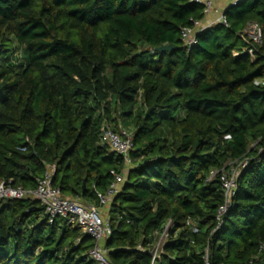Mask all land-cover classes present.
<instances>
[{"label": "trees", "instance_id": "1", "mask_svg": "<svg viewBox=\"0 0 264 264\" xmlns=\"http://www.w3.org/2000/svg\"><path fill=\"white\" fill-rule=\"evenodd\" d=\"M223 12L189 49L182 29L205 17L191 0H0V181L35 188L52 167L63 196L98 206L116 170L114 264H264V0ZM105 124L133 133L128 169ZM242 161L219 225L221 172ZM94 244L38 200L0 199V264H96Z\"/></svg>", "mask_w": 264, "mask_h": 264}, {"label": "built area", "instance_id": "2", "mask_svg": "<svg viewBox=\"0 0 264 264\" xmlns=\"http://www.w3.org/2000/svg\"><path fill=\"white\" fill-rule=\"evenodd\" d=\"M192 2L201 4L204 6L205 17L203 20L194 21L193 26L185 27L182 29L181 38L184 44L191 49L198 42V34L204 31L206 28L216 24L222 23L228 25L224 12H219L215 8L214 0H191ZM238 1L235 0L232 5H236ZM217 13L213 20H210L208 16L210 14ZM241 38L246 43L242 53H247L254 56L255 51L262 43V27L258 22H249L242 32ZM234 55H238L237 52ZM257 84H264V80H258ZM230 135L225 136V139H229ZM101 143L110 147V149L116 154L123 157L125 166L128 169L133 165L131 153L134 150V135L132 132L122 130L118 132L109 125L105 124L101 132ZM247 166V162L242 161L238 164V167H232L230 170H222L220 175V181L224 190L225 201L218 210L219 225L222 224L224 215L230 208L231 200L236 194L237 190V178L239 175L240 167ZM219 173L215 171L212 175ZM111 174L114 179L110 184L106 192H97L99 205H85L77 199H72L63 196L60 188L53 186V168L49 167L44 176L38 179V184L35 188H24L22 186H13L12 181L1 180L0 181V199L15 198L24 199L31 198L38 200L43 208L44 213L48 218V221L53 224L55 221L62 220L69 227H77L82 230L83 233L90 235L94 240V246L89 250V257L96 262V264H114L108 259L107 249L104 246V241L110 238L113 234V230L110 224V217H106L109 214L110 204L114 196L119 192L120 186L126 180L124 173H118L116 170H112ZM108 208V213L104 214L103 210ZM170 224V222H169ZM162 231L159 240L152 250L153 261L163 250L168 237V227ZM79 241V239H78ZM264 248V247H262Z\"/></svg>", "mask_w": 264, "mask_h": 264}, {"label": "crops", "instance_id": "3", "mask_svg": "<svg viewBox=\"0 0 264 264\" xmlns=\"http://www.w3.org/2000/svg\"><path fill=\"white\" fill-rule=\"evenodd\" d=\"M215 1V8L216 10H218L219 12H223L225 9H227L229 6L232 5V3L235 0H214ZM217 13H212L208 16V18L210 20H213L215 18Z\"/></svg>", "mask_w": 264, "mask_h": 264}, {"label": "water", "instance_id": "4", "mask_svg": "<svg viewBox=\"0 0 264 264\" xmlns=\"http://www.w3.org/2000/svg\"><path fill=\"white\" fill-rule=\"evenodd\" d=\"M174 48H175L174 44H166V45H162L159 48H157L156 52L163 53L166 51H172ZM83 187H85V182L83 184Z\"/></svg>", "mask_w": 264, "mask_h": 264}, {"label": "rangeland", "instance_id": "5", "mask_svg": "<svg viewBox=\"0 0 264 264\" xmlns=\"http://www.w3.org/2000/svg\"><path fill=\"white\" fill-rule=\"evenodd\" d=\"M103 213H104V214L108 213V208H105V209L103 210ZM105 216H106V217H109V214H106ZM158 240H159V239H158ZM157 242H158V241H157Z\"/></svg>", "mask_w": 264, "mask_h": 264}]
</instances>
